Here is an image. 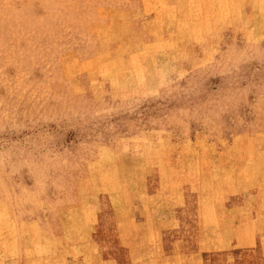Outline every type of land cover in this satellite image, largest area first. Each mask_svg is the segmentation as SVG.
I'll list each match as a JSON object with an SVG mask.
<instances>
[{
    "label": "rangeland",
    "instance_id": "374dc122",
    "mask_svg": "<svg viewBox=\"0 0 264 264\" xmlns=\"http://www.w3.org/2000/svg\"><path fill=\"white\" fill-rule=\"evenodd\" d=\"M227 200L264 202V0H0V264L136 263L168 213L198 250Z\"/></svg>",
    "mask_w": 264,
    "mask_h": 264
},
{
    "label": "crops",
    "instance_id": "0c3cea01",
    "mask_svg": "<svg viewBox=\"0 0 264 264\" xmlns=\"http://www.w3.org/2000/svg\"><path fill=\"white\" fill-rule=\"evenodd\" d=\"M239 201L241 200L225 201L223 207L226 211L221 206L218 207L216 212L219 223L217 236L213 239L214 241L199 245L198 250L195 247H183L181 245H179L180 248H176L175 240H168L171 234L170 226L174 223L175 217H170L168 213L167 217H159L158 219L154 218L155 214L152 219L140 218L143 221L153 222L154 231L151 245L144 249L137 248L136 256H140V259L136 263H132V250L129 249L130 242H128V239L130 241L132 237H129V233L110 232V237L106 239L104 238L109 234L91 239L89 244L81 248V254L78 256L73 254L71 244H66L68 250H66L64 262L63 255L61 259L60 254L63 249L56 247L57 254L54 252L60 257L58 262L61 259V262L56 264H264V260L259 258L262 252L264 253V202L261 204V201L260 203L252 201V210L248 216L244 217L240 215V209L245 201ZM227 203H230V205L227 206ZM136 217L139 218L140 215ZM97 218L101 223L103 220L108 224L113 222L109 219V216L101 217L97 215ZM229 223H231V226ZM245 228L248 231H245ZM141 237L146 239L148 235L143 234ZM114 241H119L117 244L118 249L123 252L121 253L123 259L119 263H117L115 256L108 252L109 247L106 246L107 242L113 244ZM52 250L53 248L50 247L48 251L52 252ZM244 255H247L248 263L244 261V258L241 263V258ZM213 256H216L214 262H212ZM25 261H28L26 264H29V262L33 264V258H28Z\"/></svg>",
    "mask_w": 264,
    "mask_h": 264
}]
</instances>
